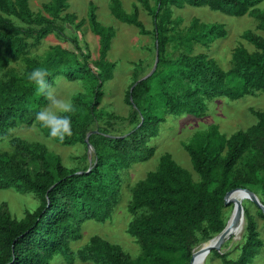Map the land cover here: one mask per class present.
Segmentation results:
<instances>
[{
  "label": "trees",
  "instance_id": "16d2710c",
  "mask_svg": "<svg viewBox=\"0 0 264 264\" xmlns=\"http://www.w3.org/2000/svg\"><path fill=\"white\" fill-rule=\"evenodd\" d=\"M139 1L152 16L153 31L140 19L137 5L128 13L121 0H111V13L117 20L136 27L141 35L154 37L159 63L147 79L142 80L135 70L125 102L131 108L127 119L139 121L128 133L114 135L104 129L91 130L98 120L105 85L117 66L108 60L116 30L98 20L94 2H89L88 21L100 38V51L98 60L93 62L91 54H86L76 39L72 42L78 54L60 45L52 46L42 60L24 53L28 38L41 42L54 33L65 37L60 22L73 24L78 20L75 14L63 16L70 0H51L38 13L32 11L30 0H0V73L16 59L23 58L26 64L22 75L10 72L8 79L0 78V141L17 125L34 123L36 112L48 103L27 77L32 68L45 67L51 90L58 77L82 81L87 86L86 93L72 98V134L62 140L53 138L64 146H73L87 145L89 136L93 148L91 166L77 170L66 167L62 157L43 143L20 138L10 141L14 153L0 154V189L32 193L41 203L22 219L14 218L7 204L0 205V264H52L57 255L72 260L69 242L80 222L84 217L102 221L110 216L119 193L118 172L128 168L140 154L153 157L155 149L148 142L158 136L168 114L201 117L208 110V98L223 94L239 100L252 90H264V37L251 30L243 34V39L256 51L236 47L234 67L228 73L206 53L181 54L170 60L164 56L168 44L176 39L192 50L194 45L209 48L215 40L227 36L223 24H207L198 18L183 34L168 35V25L173 23L171 6L208 7L237 17L249 15L264 30V9L259 7L263 0H155L154 7L149 0ZM12 17L27 27L19 26ZM83 24L81 20L78 26ZM108 116L117 118L113 114ZM255 116L258 123L247 131L239 130L227 137L214 124L196 133L185 145L195 172L201 176L198 182L171 154L161 156L158 169L149 172L137 186L129 205L131 213L145 212L129 226L130 234L141 245V255L133 259L120 246L95 236L86 249V259L96 264H190L196 230L207 225L204 231L215 236L224 230L222 216L227 192L248 188L264 204L256 186L258 172L264 171V113L255 112ZM41 129L49 135L42 124ZM250 150L256 152L254 162L243 169L236 168ZM19 156L37 162L38 167L31 169ZM262 182L259 184L264 190V179ZM245 217L240 255L234 261L228 260V254L220 255L226 264H250L264 246L256 223L246 210ZM261 217L264 219L263 212Z\"/></svg>",
  "mask_w": 264,
  "mask_h": 264
},
{
  "label": "rangeland",
  "instance_id": "374dc122",
  "mask_svg": "<svg viewBox=\"0 0 264 264\" xmlns=\"http://www.w3.org/2000/svg\"><path fill=\"white\" fill-rule=\"evenodd\" d=\"M51 0H30V7L34 13L43 12V5ZM89 2H94L97 7L98 20L105 26L114 27L116 36L112 40L111 50L108 60L115 62L117 67L113 74V79L105 85V97L103 99L98 120L92 125L91 130L104 129L114 135H123L131 131L138 123L139 119H127L131 113L130 106L125 102L126 93L134 81L135 70L144 78L149 75L156 60V47L153 36H143L139 30L126 23L117 20L111 13V0H70L69 9L63 13L75 14L78 20L71 24L60 22L64 27L65 37L54 33L37 42L32 38L26 39L24 53L39 60L44 59L52 46L60 45L63 48L78 54L76 46L72 40L76 39L84 52L91 54V61L99 58L100 38L93 33L88 21ZM123 8L131 13L137 5L140 11V19L145 27L153 31L154 23L152 16L139 0H121ZM151 7L155 6V0H149ZM264 9V0L259 4ZM173 23L168 25L170 31L168 35L177 37L183 34L191 25L193 19L198 18L207 24H223L227 30L225 38H219L210 44L209 48L201 45H194L192 50L181 44L178 39L170 42L165 52V58L176 59L181 54L206 53L215 59L220 67L229 72L233 69V51L238 46L246 47L250 52H255L256 48L243 39V34L251 30L256 35L264 37V30L260 29L259 22L253 17L246 15L237 17L214 11L208 7H191L185 5L182 8L171 6ZM15 23L26 28L27 26L18 19L12 17ZM84 20L82 26L78 23ZM143 62L142 64H139ZM26 70L23 58L11 62L9 69L0 73V78L5 80L10 77V72L22 75ZM59 97H71L77 93H86L87 86L82 81H68L65 77H58L56 85L52 89ZM207 112L201 117L184 114L181 116L167 115V121L160 125L159 134L149 140L148 145L155 149L153 157L149 158L145 154H140L128 168L120 170L119 193L112 212L108 218L99 221L93 218H85L80 222L78 231L70 239V257L67 259L63 255H57L52 264H96L86 259V249L93 237L99 236L112 244L120 246L129 256L136 259L142 253L141 245L136 237L130 234L129 226L135 220L145 214L144 211L131 213L129 205L137 186L146 179L149 172L156 171L160 164V158L166 153L172 155L175 161L189 170L193 180L198 182L200 175L193 168L189 153L185 145L190 143L193 136L198 132L206 131L211 125H218L221 133L230 137L239 130H249L258 123L255 112L264 113V90H252L249 94L239 100H231L223 94L207 99ZM113 114L117 118H110ZM123 118V119H120ZM20 138L29 143H43L49 150L62 157L63 163L70 169L85 170L93 163V153L87 145L79 143L73 146H64L53 137L44 133L41 129V122L35 119L32 124H20L12 128L8 135L0 141V154L14 153V148L10 141ZM28 163L32 169L38 167V163L23 156H19ZM256 158L254 150L248 151L236 168L243 169L247 163H253ZM264 171L260 170L257 175V188L264 200L263 185ZM263 183V182H262ZM261 183V184H262ZM40 199L32 193L21 194L14 188L0 189V205L7 204L12 216L16 219L24 218L27 211H35L40 205ZM243 206L248 213V217L256 223V228L260 238L264 243V219L261 217V209L251 200H245ZM233 205L223 209V221L225 226L231 218ZM207 228L196 230L195 244L193 251L203 248L205 242L215 235L212 232L204 231ZM246 228V217L243 224L234 230L233 236L226 241L221 253L213 251L203 261L202 264H226L220 255L228 254V260H236L240 255V246L243 243V236ZM211 235V236H210ZM217 236V235H216ZM250 264H264V246L259 250L257 256Z\"/></svg>",
  "mask_w": 264,
  "mask_h": 264
},
{
  "label": "clouds",
  "instance_id": "9594fccd",
  "mask_svg": "<svg viewBox=\"0 0 264 264\" xmlns=\"http://www.w3.org/2000/svg\"><path fill=\"white\" fill-rule=\"evenodd\" d=\"M48 75L45 67H34L27 73L28 79L34 82L38 92L48 100V103L36 112V120L48 129L49 136L62 140L73 132L71 114L75 112V105L71 97L55 95L51 90Z\"/></svg>",
  "mask_w": 264,
  "mask_h": 264
},
{
  "label": "water",
  "instance_id": "95a60500",
  "mask_svg": "<svg viewBox=\"0 0 264 264\" xmlns=\"http://www.w3.org/2000/svg\"><path fill=\"white\" fill-rule=\"evenodd\" d=\"M159 55H160L159 50L157 49L156 50L155 66H154L152 72L149 75L142 78V80L147 79L156 71V69L158 67V63H159ZM86 144H87L88 148L90 149V152H93L92 145L89 141V136L86 139ZM235 192H243L245 197H247L249 200L253 201L258 206V208H260L262 210V212L264 213V204L261 202L258 195L248 188H237V189H233V190H230L229 192H227V194L225 195V198H224L225 206L231 205V203H232L231 197ZM244 219H245V208H244L243 204L241 202H239L235 206V215H234V218L231 221V223L228 222L222 232H220L217 236H215L214 238L209 240V243L206 244L205 246H203V248L194 252L192 255L190 264L194 263L197 255H199L200 253L203 254V259H205L207 257V255H210L213 251H217V252L221 253L222 247L224 246L226 241L229 240L233 236L234 230L243 224Z\"/></svg>",
  "mask_w": 264,
  "mask_h": 264
},
{
  "label": "bare ground",
  "instance_id": "6f19581e",
  "mask_svg": "<svg viewBox=\"0 0 264 264\" xmlns=\"http://www.w3.org/2000/svg\"><path fill=\"white\" fill-rule=\"evenodd\" d=\"M231 200H232L231 205H233V212H232L231 218H230L229 221H228V222H230V223H231V221L233 220L234 215H235V206H236V204L239 203V202H241V203L243 204V202H244L245 200H249V199H248L247 197H245V195H244L243 192H235V193L232 195ZM228 222H227V223H228ZM208 243H209V241H208V242H205V245L208 244ZM205 245H204V246H205ZM207 257H208V255H207ZM207 257H206V258H207ZM206 258H205V259H206ZM205 259H203V254L200 253L199 255H197V257H196V259H195V261H194L193 264H202L203 261H204Z\"/></svg>",
  "mask_w": 264,
  "mask_h": 264
},
{
  "label": "crops",
  "instance_id": "0c3cea01",
  "mask_svg": "<svg viewBox=\"0 0 264 264\" xmlns=\"http://www.w3.org/2000/svg\"><path fill=\"white\" fill-rule=\"evenodd\" d=\"M210 9V8H209ZM212 10V9H211ZM132 13V12H131ZM109 27V26H108ZM143 36H150V35H143ZM110 52V51H109ZM117 67V66H116ZM114 77V76H113ZM113 79V78H112Z\"/></svg>",
  "mask_w": 264,
  "mask_h": 264
}]
</instances>
